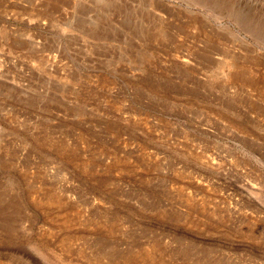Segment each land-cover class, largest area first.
<instances>
[{
  "label": "rangeland",
  "instance_id": "1",
  "mask_svg": "<svg viewBox=\"0 0 264 264\" xmlns=\"http://www.w3.org/2000/svg\"><path fill=\"white\" fill-rule=\"evenodd\" d=\"M0 264H264V0H0Z\"/></svg>",
  "mask_w": 264,
  "mask_h": 264
}]
</instances>
